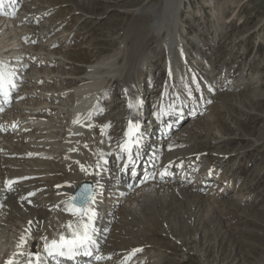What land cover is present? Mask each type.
<instances>
[{"label": "rangeland", "instance_id": "374dc122", "mask_svg": "<svg viewBox=\"0 0 264 264\" xmlns=\"http://www.w3.org/2000/svg\"><path fill=\"white\" fill-rule=\"evenodd\" d=\"M47 1L49 24L55 23V32L67 35L62 44L53 42L51 45V48L61 46L67 56L63 57L67 66L58 70L70 73L67 76L73 79L74 75L85 71L88 63L115 52H120L118 61L122 64L127 53L131 55L138 49L135 44L140 39L133 33L148 19L146 14L152 19L148 7L160 3V0ZM18 10L19 7L15 11ZM180 10L179 38L188 40L183 51L185 59L182 58L186 61L184 67H188L190 76L194 77L192 82L195 80L191 97L187 86L179 87L181 96L185 95L183 98L187 100V106L182 110L187 114L192 109L194 116L187 120H198L187 127L181 140L188 142L182 143L178 150L192 151L190 154L194 159L201 155L182 183L193 185L197 173L203 171L205 176L208 167L212 177L205 184L201 182L200 197H193L194 201L192 196L186 199L178 194L160 193L157 189L153 196L145 193L134 197L133 192L141 187L140 184H132V191L127 192V199L123 201L109 193L111 189L106 190L102 201L107 204L105 207L110 214L113 210L117 213L105 231L108 233L107 237L104 235L106 252L113 254L112 259H115L133 249H143L133 257L140 259H131L128 264H264V0H213V3L181 0ZM42 18L45 17L37 19L36 24ZM216 26L220 31L217 35L212 32ZM139 49L141 56L132 58L136 62L128 65L127 70L133 73L137 69V74L140 71L144 74L140 77V91L145 98V107L138 119L147 121V110L153 106L160 110L168 98L173 97L168 93L169 88L178 93L176 86L169 87L166 83L167 70L174 72L179 65H174L173 59L154 42ZM210 64L214 66L211 82L205 78ZM51 67L57 69L54 65ZM111 85L110 94L114 96V109L117 110L125 103L124 93L117 80ZM61 103H64L63 107L71 100L68 98ZM100 103L103 102L100 100ZM90 106L94 108V103ZM81 108L75 131L79 134L83 128L81 133L85 136L92 128L82 120L84 112L80 113ZM109 111L110 107L103 108L99 117ZM52 112L64 119L69 117L68 111L59 108ZM99 117L85 116L88 124L93 126L99 125ZM184 121L187 122L182 120L176 128ZM113 124V141L119 142L123 122L119 120ZM81 148L76 153L84 151ZM112 157L111 154L107 159ZM91 162V156H85L76 160L74 168L53 164L54 168L48 169L51 178L47 189L42 191L37 187L34 192L33 196L40 202L37 205H56L60 199L53 193L68 181L70 174L82 173L89 179L93 176L91 180L94 181L96 170ZM83 164L86 171H81ZM152 172H155L154 167L148 170L149 174ZM172 174L175 176L176 173ZM21 193L13 190L4 199L16 204L14 199ZM7 230L3 239L11 243L14 231ZM30 245L33 251L40 247V243Z\"/></svg>", "mask_w": 264, "mask_h": 264}, {"label": "bare ground", "instance_id": "6f19581e", "mask_svg": "<svg viewBox=\"0 0 264 264\" xmlns=\"http://www.w3.org/2000/svg\"><path fill=\"white\" fill-rule=\"evenodd\" d=\"M208 1L213 3V0ZM46 3H48L47 0H7L0 6L1 8L7 6L5 11L0 8V64L6 65L19 76V82L16 83L11 101L8 102L4 112L0 114V264H4V261L13 252L17 251L16 245L20 236L25 234L26 228H31L29 244L37 243L39 245L40 243L41 249L43 247L41 237H47L51 240L59 232H67V229L61 226L74 219L69 212L65 211L69 203L68 197L79 183L77 181L86 177V175L82 173L70 174L66 179L68 181L58 186L57 192L53 193L56 199L60 200H57L59 203L57 202L56 205L51 207L47 204L37 205L40 203L37 201L38 198L28 196V193H34L37 187L41 188L42 191L47 189V182L51 178L48 169L53 167V164H57V167L71 166L74 168L76 160H81L85 156H91V163L96 170V174H94V181L91 180L93 176L90 179L86 177L87 179L82 180H89V182H92L93 188L100 190L98 209L101 215L100 221L97 222L99 223L98 239L101 242L102 253L109 254L106 252L107 240L105 238L108 233L105 234V231L110 227L111 220L117 213L113 210L114 212L110 214L105 207L107 204L102 200L106 190L109 192L111 189L109 193L121 197L119 201L127 199V192L132 191L133 186L128 184V178L125 182L124 175L119 179L112 172L117 169L115 167L116 162L113 159H115L117 153H120L118 145L124 139L129 117L137 119L140 115L136 117L135 112L140 114L145 107L143 102L145 98L140 91L142 84L140 77L144 74L141 71L137 74V69L131 73L127 70V66L136 62L132 58L141 56H139L141 50L139 48H144L151 42H154L158 49L165 50L173 59L174 65L176 63L177 66L179 65L174 72H170L166 68L168 77L173 79V85L168 80L166 85L169 87L176 86L177 94L173 93L171 88H169L168 93L170 96L175 97V102H178V104L176 103L178 108H174L175 111L177 112L179 109L182 112L173 114L174 117H177L176 124L169 123L167 128L168 122L164 123L161 117H172V113L163 114L158 119L156 113L160 111L159 108L151 107L150 114L147 116L148 122L142 130L144 132L149 130V134H147L149 136H144L147 137V141L144 142L145 145L142 149L146 148V150L142 155L147 154V157L149 156L145 158L144 165L147 169L154 167L155 172L151 174L141 172L135 177L133 185L140 184L141 187L133 192L134 197L143 196L145 193L153 196L157 189L160 193L178 194L186 199L191 196L192 198H199L200 186L212 177L210 167H208L205 170V176L203 171L197 173L198 179L193 178V185L182 183L196 161L200 160L201 155H196L198 158L194 159V155L190 154L192 151L182 152L183 150H178L182 143L188 142L181 140L182 135L187 132V127L198 120H187L192 118L193 115L189 113L191 109L187 114H184L182 109L186 107L187 100L183 98L185 95L181 96L179 90L182 85L183 87L187 86L191 91L195 88L191 79L194 77L190 76V69L184 67L186 61L184 60L183 51L186 49V44L179 38L181 35L179 22L182 21L180 18L181 0H160V3L148 7V13L152 14V19H149L148 14H146L145 18L148 19L133 33L134 36L140 39L139 43L135 44L138 49L133 51L131 55L127 53L126 60L122 64H119L118 61L120 52H115L107 58L88 63V65H85V71L80 75L73 76L72 74L75 77L74 79L67 76L70 73L58 70V68L61 69L67 66V62L63 59L67 56L62 52L61 46L51 48V45L53 42L62 44L67 39V35L59 31L55 32V23L49 24L47 16L50 13V6H47ZM12 4L13 7L9 9ZM17 6L19 10L16 12ZM3 13L7 14L3 15ZM42 16L45 18H42L40 23L36 24L35 21ZM212 32L217 35L220 31L216 26L212 29ZM133 35L132 37H134ZM52 65L57 69H53ZM213 67L210 64V69L205 72V78L210 82L213 81L214 77L212 76ZM55 71L59 74L54 75ZM114 80L119 82L124 93L125 102L123 107L117 108V110L114 109V96L110 94L111 82ZM167 88L166 90H168ZM151 92L149 91V93ZM176 95L182 97V99L179 100ZM68 98H70L71 103L61 107L66 102L62 104V100ZM91 98L94 100H91ZM75 99L77 100L75 101ZM100 100L103 103H100ZM137 100L139 101V107L129 109L128 103L131 101L136 104ZM91 103H94V108L90 106ZM79 107H82L80 113L84 112L82 120L86 121V124L84 123L86 126L89 125V122L85 116L89 118V114H91V118H97L100 110L108 107L111 108V111L99 117L98 119L101 121L99 125L90 127L92 129H89L86 135L83 136L81 133L83 128L80 129L79 134L75 131L80 120L77 117ZM56 108L68 111L69 117L67 119L59 117L57 112H52V109ZM94 110L98 111L97 117L93 115ZM167 110V112L172 111L168 108ZM184 119L187 122L184 121L182 125L176 128ZM119 120L123 122V134L119 142H116L113 141L111 131L114 127L113 122ZM109 123L111 126L106 129V134L101 135L100 126ZM64 125L66 126L63 129ZM156 125H159L162 129L159 136L154 132L157 128ZM81 146L84 151L76 153V150ZM30 153L32 155H29ZM109 153L113 155L111 159H107ZM101 154L107 160V164L101 160ZM30 159H32V162H30ZM140 163L142 161L139 158L137 170ZM97 164H100V168L96 167ZM165 168H167L168 174L178 173L177 176L173 177L175 182L169 180L168 174V176L163 177L160 175V172ZM129 175L131 176V173ZM6 180L17 181L12 190L5 188L4 182ZM13 190L22 192L14 199L17 201L16 204L13 201H7V198L4 199ZM21 197H27V199H21ZM192 201H194V198ZM62 204L65 205L61 207ZM39 207L44 209H38ZM29 221L32 222L31 226ZM8 228L14 231L11 243L5 242L6 240L3 239ZM25 250H28L27 247ZM123 257L108 260L103 264H120ZM133 257L131 258L133 260L140 259L139 256ZM20 259L24 258L21 257ZM86 259L81 258L80 264H85Z\"/></svg>", "mask_w": 264, "mask_h": 264}, {"label": "snow or ice", "instance_id": "6c2138e0", "mask_svg": "<svg viewBox=\"0 0 264 264\" xmlns=\"http://www.w3.org/2000/svg\"><path fill=\"white\" fill-rule=\"evenodd\" d=\"M14 75L15 73L9 71L6 65L0 64V96L3 97L5 103L9 102L11 90L16 88L13 80ZM193 83H195V80H193ZM198 90L199 86L197 85ZM188 95L189 97L192 95L190 89L188 90ZM208 102L211 103V101ZM138 107V100L136 104H133L131 101L128 103L129 109H136ZM169 107L172 106L170 105ZM0 111H3V109H0ZM100 112L102 113L103 109ZM163 114H166V112L162 107L156 113V116L159 119ZM135 116L138 117L139 112H135ZM89 118H91V114H89ZM110 126V123L100 126L101 135H105L106 129ZM88 127H93V125L89 124ZM142 140L143 132L140 120L129 117L127 129L124 132V139L118 145L120 154L117 156V160L123 159L124 167L134 166L136 161L139 160ZM29 155L32 154L30 153ZM109 155L111 154L109 153ZM101 160H103V163H107L103 154H101ZM80 167L81 171H86L84 165H80ZM96 167L100 168V164H97ZM167 174V168L160 172L162 177ZM132 175L135 176L134 170L132 171ZM16 182L15 180H6L4 186L7 190H12ZM99 194V189L85 184L76 195L69 197V203L65 211L69 212L74 219L61 226L67 229L66 233L59 232L51 240L47 237H41L43 241L42 249L37 247L35 251H32L29 244L31 228H26L25 234L20 236L19 242L16 245L17 251L13 252L4 261V264H80L81 258H87L85 264H103V262L111 260L113 254L102 253L101 242L98 239L96 220L99 217ZM33 195L35 193H28V196ZM21 199H27V197H21ZM31 224L32 222L29 221L30 226ZM26 247L28 250H25ZM142 251L143 249L141 248L133 249L121 259L120 264H128V261L136 253ZM21 257L24 259H20Z\"/></svg>", "mask_w": 264, "mask_h": 264}, {"label": "water", "instance_id": "95a60500", "mask_svg": "<svg viewBox=\"0 0 264 264\" xmlns=\"http://www.w3.org/2000/svg\"><path fill=\"white\" fill-rule=\"evenodd\" d=\"M85 184L91 186L90 183H89L88 181H85V182L81 183V184L78 186L77 190L71 195V197L74 196V195H76V193H77L78 191H80V189H81Z\"/></svg>", "mask_w": 264, "mask_h": 264}]
</instances>
